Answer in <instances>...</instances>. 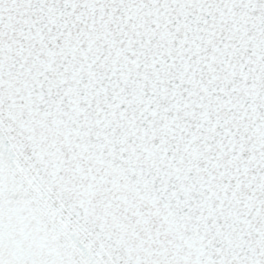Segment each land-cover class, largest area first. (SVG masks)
<instances>
[{
  "label": "snow or ice",
  "instance_id": "1",
  "mask_svg": "<svg viewBox=\"0 0 264 264\" xmlns=\"http://www.w3.org/2000/svg\"><path fill=\"white\" fill-rule=\"evenodd\" d=\"M0 264H264V0H0Z\"/></svg>",
  "mask_w": 264,
  "mask_h": 264
}]
</instances>
